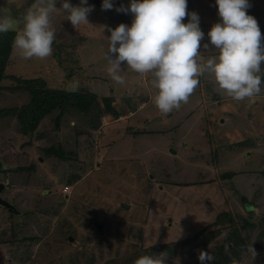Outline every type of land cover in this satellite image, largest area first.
Listing matches in <instances>:
<instances>
[{
  "label": "rangeland",
  "instance_id": "rangeland-1",
  "mask_svg": "<svg viewBox=\"0 0 264 264\" xmlns=\"http://www.w3.org/2000/svg\"><path fill=\"white\" fill-rule=\"evenodd\" d=\"M94 1L88 0V5L94 6L88 15L89 24L75 28L61 8L63 0H55L51 56L26 60L19 49H13L8 67L12 75L41 77L55 89L78 84V89L94 94L96 102L88 112L71 109L58 130L55 112L33 135L22 134L15 118L1 120L0 164L9 168L6 175L0 174L4 184L1 197L11 201L14 209L0 206V235L7 232L5 242L0 244V264H130L143 249L177 240L173 235L168 239L166 233L162 237L161 228L173 227L172 233H181V238L193 236L189 231L194 226L189 229L186 223L192 214L193 223L198 225L213 221L220 208L245 215L236 190L251 198L253 185L236 172L249 168L247 171L253 174L260 163L262 173L257 175L264 180V92L254 102H238L224 95L214 76L205 73L187 103L167 115L161 114L153 102L158 90L152 86L151 73L138 74L123 62L119 74L125 83L121 85L107 71L109 29L121 23L130 27L134 19L130 12H117L115 8L121 4L129 7L131 0H112L111 10H102ZM34 2L0 0V7H7L19 31L24 14ZM67 2L80 4V0ZM249 3L247 14L258 21L264 37V0ZM187 11L198 13L205 33L200 55L205 61L218 56L207 36L220 22L216 0H188ZM187 22L188 17L183 20ZM204 43H209L208 50L203 48ZM58 56L64 61L60 62ZM261 68L264 70V62ZM15 83L6 80L1 84L0 109L20 108L29 102V94L16 88ZM120 103L130 116L118 121L113 112L122 109ZM249 138L252 143L240 151L237 142H248ZM225 139L230 148L218 143ZM55 143L64 144L70 158L77 154L76 162L48 156L43 149ZM19 166L31 167V171L15 172ZM229 172L237 176L233 180L223 177ZM198 182L204 186L197 190L179 185ZM262 190L254 209V228L249 232L227 229L213 236L211 254L218 250L220 254L221 250L233 264H264V234L260 235L264 227L256 224L264 217ZM207 194L213 205L207 201ZM17 209L21 214H30L18 215L13 212ZM45 225L49 227L47 232L43 230ZM11 228L17 230V239L23 238L19 230L24 237L38 238L13 245L16 237L10 236ZM231 232L237 236L226 240ZM257 240L263 247L256 250L262 252V259L253 261L245 250L249 243L254 242V247ZM183 246L177 249L176 264L189 261L190 248Z\"/></svg>",
  "mask_w": 264,
  "mask_h": 264
},
{
  "label": "clouds",
  "instance_id": "clouds-1",
  "mask_svg": "<svg viewBox=\"0 0 264 264\" xmlns=\"http://www.w3.org/2000/svg\"><path fill=\"white\" fill-rule=\"evenodd\" d=\"M187 5L188 0H131L129 7L121 4L115 8L117 12H130L134 19L130 27L121 23L109 29L106 56L111 79L121 85L125 83L119 74L123 62L138 74L151 73L152 86L158 90L153 102L164 115L188 102L199 85V77L205 73L214 76L224 95L238 102L245 99L254 102L261 92L264 37L258 21L247 14L251 7L249 0H216L220 22L211 27L207 36L218 56L206 61L200 55L205 37L200 17L195 11L189 13ZM101 7L111 10L114 5L112 0H103ZM61 8L75 28L89 24L88 15L94 10L88 0H80L77 6L63 0ZM56 11L55 0H35L23 16L22 29L17 31V20L8 14L7 7H0V33L15 31L13 47L20 50L22 57L43 60L53 53L55 31L51 15ZM203 48L208 50L209 43H204ZM66 90L77 91L78 84H70ZM253 243L245 251L255 261L258 253ZM165 259L163 253L144 255L134 264H165ZM198 259L200 264H210L215 257L201 250Z\"/></svg>",
  "mask_w": 264,
  "mask_h": 264
},
{
  "label": "trees",
  "instance_id": "trees-1",
  "mask_svg": "<svg viewBox=\"0 0 264 264\" xmlns=\"http://www.w3.org/2000/svg\"><path fill=\"white\" fill-rule=\"evenodd\" d=\"M16 32L15 31H9L6 34L0 33V87L1 84L6 81V80H10L12 82H16V88H19L21 90L26 91L29 94V102L26 105L21 106L20 108H10V109H6V108H1L0 109V122L1 120L5 119V118H15V120L17 121L19 128H20V132L22 134H30L33 135L38 127L40 126V124L44 121V119L52 114H54L55 112H58V115L56 116L55 119V128L56 130H58L61 126H62V122L64 120V118L66 117L67 113L70 112L71 109H78L82 112H88L89 109L92 107L93 104H95V100L96 97L94 94L89 93V92H85L84 89H78L77 91H68L66 89H55L52 88L48 85L47 81L44 78L41 77H37V78H22V77H18L15 75H12L9 70L8 67L10 65V60L13 54V41L15 38ZM59 53V52H58ZM61 55V53H60ZM59 61H64L62 59L61 56H58ZM62 59V60H61ZM75 61H77L76 59H74ZM261 75V79H262V83H261V92L258 94L260 95L262 92H264V71H262V73H260ZM208 86H210L208 84ZM226 98V97H224ZM109 99V98H107ZM105 99V100H107ZM213 99H218L217 94L214 96ZM106 102V101H105ZM108 104V102H106ZM106 107H110L109 104ZM114 115L116 117H119L120 115H123L124 111L121 110H114ZM223 142V140H218V143H220L221 146H228V148L231 147V145L229 144L228 139ZM222 143V144H221ZM252 143V138H249L248 142L246 141H239L237 142L236 146H238L239 150L242 151L244 149V147L246 145H249ZM230 145V146H229ZM238 148L236 151H238ZM44 152L51 157H57L60 160H70L71 158L69 157V151L68 149H66L64 147V144L61 143H55L53 145H50L47 148L43 149ZM236 151H233V153H236ZM71 154V152H70ZM76 155H74V157L76 158ZM201 158L204 157V154H200L199 155ZM75 158H72L74 160V162H76ZM32 168L34 167V165L31 166ZM31 167H23V166H19V168L17 170H15V172H23V173H27L29 171H31ZM9 168H5L3 166V164H0V174H4L6 175V173L8 172ZM247 169L249 170V168L243 169L242 171H238L236 172L238 174V176H243L244 178L246 177L249 181H252V192L253 195L251 198H248L245 196L244 192L240 189H237L236 192L240 195V198H242V201L244 203L245 206V215H239L236 213H233L232 211H230L229 209L223 208V209H219L218 211V215L214 218L213 221H210L208 224L206 225H198V224H194L192 218L195 217V215H190V217L187 219L186 223L189 229L192 228L194 226V228H192L193 231H189L193 234V236H184V238H181L183 235L181 233L179 234H173L172 230H174L173 227H165L164 229L161 228V234L162 237L164 236V233H166V237H168V239H171V235H173V238H176L177 240H170L169 243H157L154 245H150L151 247H147L145 249H143V252L141 254H139L137 256V258L144 256V255H148V256H158L159 254L163 253V255L165 256V264H167V262H169L170 264H176L174 261H176L178 251L177 250L180 245H184L185 246H189V254H188V262L185 264H190V261H196V264H200V261L198 259V255L199 252L201 250L207 251L209 250H213V248H211L212 244V237L219 234L220 232H224V230L226 231L227 229H234V230H240V229H244V230H248V232L254 228L255 223L252 222V219H254L253 214H254V209L258 204V198L260 197L261 194H263V188H264V180H262V178L257 175V173H262L260 172L261 168H260V163H258V168L256 170H254L253 168V174H251V172H248ZM245 171V172H243ZM235 172H229L226 175H223V177H227L230 180L234 179L237 174ZM264 173V171H263ZM28 174V173H27ZM252 179H256L257 182H253ZM199 185V187H195V185ZM176 185V184H175ZM183 187L186 188H191L192 186H194V190L199 189L201 186H204L203 182H198V183H181L179 184ZM206 185H210L209 183H207ZM243 192V193H242ZM208 195V194H207ZM208 199L207 201L210 202V195H208ZM212 200H214L212 198ZM7 202H9L10 204L12 203L11 201L7 200ZM212 205L213 203L210 202ZM13 205V203H12ZM15 205V204H14ZM2 206V205H0ZM4 207V206H3ZM248 207V208H247ZM214 209H216V206L214 207ZM13 212L17 213L18 215H29L30 211L27 212H21L19 211V209H17L16 211L13 210ZM191 218V219H190ZM48 221V219H46V222ZM8 224H10V222L7 220ZM25 223V221H23ZM259 223V224H258ZM185 224V222H184ZM257 225L264 227V217L260 222H256ZM14 224H11L10 227H12ZM25 225V224H24ZM7 227L6 229L10 228ZM20 228V226L18 227ZM5 229V230H6ZM49 227L47 225H45V228L43 229L44 231H48ZM99 229V228H98ZM227 230V231H228ZM2 231V230H1ZM19 233L21 236L19 237H23V238H19L17 239V230L15 231L13 228H11L10 231V236L16 237L13 240V245H18L20 246L22 241L25 240H33V236L32 237H24L23 232L19 230ZM5 234L7 235V232L4 233L3 235H0V244L5 242ZM250 233H248L249 235ZM264 234V230L261 231L260 235L262 236ZM229 236L226 237V240H232V238H235L237 236V234L235 232H231L230 234L228 233ZM180 237V238H179ZM38 238V237H37ZM34 238V239H37ZM259 238V237H258ZM167 240V239H166ZM164 242V241H162ZM229 242V241H228ZM232 241L230 242L229 245H231ZM256 245L258 247H256ZM256 245L254 246V248L256 250H260L262 247L261 244V240H257ZM182 247V248H183ZM210 247V249H209ZM181 248V249H182ZM260 248V249H259ZM218 250V249H217ZM225 250V249H224ZM223 250V251H224ZM261 251V250H260ZM182 252V250H181ZM221 250H220V254H219V250L218 252L212 254L215 259L213 262H210V264H233V261L230 259H225V257H223V255L221 254ZM225 253V252H224ZM258 256L256 258L257 259H262L261 254L262 252H257ZM136 258V259H137ZM135 259V260H136ZM193 259V260H192ZM134 260V261H135ZM168 260V261H167ZM130 263V264H134ZM253 262V261H252ZM239 261L236 263L238 264ZM184 264V263H183ZM255 264V262H254Z\"/></svg>",
  "mask_w": 264,
  "mask_h": 264
},
{
  "label": "water",
  "instance_id": "water-1",
  "mask_svg": "<svg viewBox=\"0 0 264 264\" xmlns=\"http://www.w3.org/2000/svg\"><path fill=\"white\" fill-rule=\"evenodd\" d=\"M102 3L103 2L101 0H95L94 1V4L96 6H100L101 7L102 6ZM3 190H4V184L0 182V205L6 207L8 209H14V206L13 205H11L9 202H7L5 199H3L1 197V193H2Z\"/></svg>",
  "mask_w": 264,
  "mask_h": 264
},
{
  "label": "crops",
  "instance_id": "crops-1",
  "mask_svg": "<svg viewBox=\"0 0 264 264\" xmlns=\"http://www.w3.org/2000/svg\"><path fill=\"white\" fill-rule=\"evenodd\" d=\"M142 105H144V104H142ZM142 105H140V107H142ZM120 106H121L122 110L124 111V113H123V115H120L119 117H117L118 121H121L122 120L121 118L130 116L129 114L127 115V111H125L124 105L122 103H120Z\"/></svg>",
  "mask_w": 264,
  "mask_h": 264
}]
</instances>
